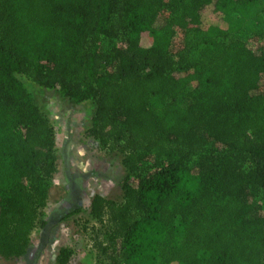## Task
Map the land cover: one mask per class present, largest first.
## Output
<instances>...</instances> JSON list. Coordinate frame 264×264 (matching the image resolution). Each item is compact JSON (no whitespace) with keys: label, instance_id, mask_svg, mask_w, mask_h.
<instances>
[{"label":"trees","instance_id":"16d2710c","mask_svg":"<svg viewBox=\"0 0 264 264\" xmlns=\"http://www.w3.org/2000/svg\"><path fill=\"white\" fill-rule=\"evenodd\" d=\"M245 37H264V0H0V257L46 224L57 170L22 74L91 101L84 135L120 156V198L90 199L94 264H264V212L247 200L264 193V43ZM209 141L221 152L192 172Z\"/></svg>","mask_w":264,"mask_h":264},{"label":"rangeland","instance_id":"374dc122","mask_svg":"<svg viewBox=\"0 0 264 264\" xmlns=\"http://www.w3.org/2000/svg\"><path fill=\"white\" fill-rule=\"evenodd\" d=\"M182 37V32L177 29L173 54L182 50ZM245 38L250 43H264V37ZM151 43L150 33L143 32L140 44L147 47ZM17 77L46 111L54 127L57 170L42 213L46 224L33 230L26 254L14 259L0 257V264H55L59 246L65 244L73 250L67 264H94V230L99 225L90 217V199L96 193L120 198V181L124 174L120 156L101 149L97 141L84 135L93 111L91 101L76 102L60 91L39 86L22 74ZM221 150V144L207 142L205 151L188 161V168L192 172L207 169ZM247 200L252 203L253 216L264 212L263 191L254 198L247 196Z\"/></svg>","mask_w":264,"mask_h":264},{"label":"crops","instance_id":"0c3cea01","mask_svg":"<svg viewBox=\"0 0 264 264\" xmlns=\"http://www.w3.org/2000/svg\"><path fill=\"white\" fill-rule=\"evenodd\" d=\"M62 246H66V244L65 245H62ZM62 246H59V247H62ZM57 255V254H56ZM56 255H55V257H56Z\"/></svg>","mask_w":264,"mask_h":264}]
</instances>
